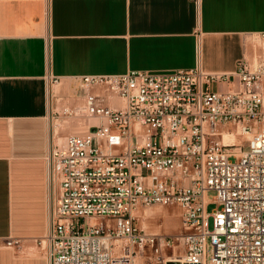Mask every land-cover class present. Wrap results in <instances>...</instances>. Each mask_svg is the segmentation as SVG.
Segmentation results:
<instances>
[{"label":"built area","instance_id":"built-area-1","mask_svg":"<svg viewBox=\"0 0 264 264\" xmlns=\"http://www.w3.org/2000/svg\"><path fill=\"white\" fill-rule=\"evenodd\" d=\"M255 61L79 77L61 112L95 123L48 133V264H264V46ZM150 205L177 206L179 232L139 228Z\"/></svg>","mask_w":264,"mask_h":264},{"label":"crops","instance_id":"crops-1","mask_svg":"<svg viewBox=\"0 0 264 264\" xmlns=\"http://www.w3.org/2000/svg\"><path fill=\"white\" fill-rule=\"evenodd\" d=\"M249 43L264 46V0H0V242L21 239L0 264H48L49 123L62 137L89 121L61 112L82 103L79 77L228 72Z\"/></svg>","mask_w":264,"mask_h":264},{"label":"rangeland","instance_id":"rangeland-1","mask_svg":"<svg viewBox=\"0 0 264 264\" xmlns=\"http://www.w3.org/2000/svg\"><path fill=\"white\" fill-rule=\"evenodd\" d=\"M254 43V42H253ZM256 45L257 44H253ZM257 56V50L254 49L252 46V43H249V50L246 54V59L251 65H254L256 63L255 59ZM264 83V78H263ZM216 88L222 89V86L211 84L210 89L215 90ZM264 94V90H263ZM263 109H264V103H263ZM70 120V119H69ZM67 120L68 122H70ZM92 120H89L88 123H91ZM70 124V123H69ZM73 125L70 127H77L78 129L81 126L79 123H72ZM79 131V130H78ZM67 133V132H66ZM65 133V134H66ZM60 136H62V139L58 138V136H54V140L57 143H61L63 141V138L65 136L64 133H59ZM242 140V139H241ZM213 192L208 193V197H212ZM215 208L214 203H210L207 205V210L212 211ZM180 210L177 206H162V205H150V206H139L134 212V222L139 227L142 228L145 231H154L164 234H176L179 232L180 228V218H179ZM212 219L211 217L208 218V227L211 228ZM207 258L210 255V246H207Z\"/></svg>","mask_w":264,"mask_h":264},{"label":"bare ground","instance_id":"bare-ground-1","mask_svg":"<svg viewBox=\"0 0 264 264\" xmlns=\"http://www.w3.org/2000/svg\"><path fill=\"white\" fill-rule=\"evenodd\" d=\"M51 89L53 90V86L51 87ZM263 103H264V98H263ZM52 120L53 119H50V123H49V128H50V132L49 133H51L53 135V137H54V136H58V131L57 130L60 128V125L57 126V123H55V122L52 123ZM91 123H95V121H92ZM58 138L62 139V137H59V136H58ZM226 139L232 141V139H230L228 136H224V140H226ZM236 142H237V140H236ZM43 244H44V241H43Z\"/></svg>","mask_w":264,"mask_h":264}]
</instances>
